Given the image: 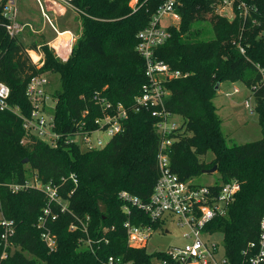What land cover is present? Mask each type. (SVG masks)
I'll return each mask as SVG.
<instances>
[{
    "label": "trees",
    "instance_id": "1",
    "mask_svg": "<svg viewBox=\"0 0 264 264\" xmlns=\"http://www.w3.org/2000/svg\"><path fill=\"white\" fill-rule=\"evenodd\" d=\"M128 1L73 0L81 36L65 61L56 56L47 42L25 47L18 36L9 38L0 5V83L9 88L10 107L28 115L25 90L30 79L56 73L60 86L50 97L58 132L68 134L81 122L85 123V130L93 129L94 120L100 116L92 100L97 94L128 109L123 131L97 150H84L77 144L50 147L40 139L26 136L14 113L0 112V217L14 223L11 246L5 249L0 226V264H103L108 256L133 264H152L161 258L158 252L148 254L144 249L127 246L123 227L126 215L119 199L122 192L142 201L149 198L158 177L156 156L160 142L150 112L135 113L132 107L146 82L143 59L135 50L136 35L147 25L161 0H140L143 5L135 13ZM255 5L261 27H251L241 37L244 55L235 44L239 22L213 14L208 0H185L179 27L172 29L168 41L155 51L157 59L172 70L188 74L164 84L170 91L165 109L182 122L170 135L171 171L181 181H190L202 170L216 166L220 183H240L225 214L206 226L211 234L223 235L224 255L233 264H240L241 251L247 243L256 241L258 223L264 214V40L259 37L264 28V0H255ZM209 28L212 38L208 37ZM38 47L42 57L33 64L27 51ZM223 82H240L252 90L260 140L226 145L213 105L215 86ZM207 153L213 156L210 164L200 160ZM32 174L42 184H61V179L71 174L77 179L76 186L66 180L59 188L67 211L61 213L53 205L57 217L46 221L56 240L53 252L46 248L37 227L47 204L45 195L34 189L12 193L8 188ZM210 188L216 190L218 184ZM130 211L132 223L152 224L137 209L131 207ZM74 217H88L87 234L79 229L69 230ZM87 239L90 249L81 247ZM3 252L5 258H1Z\"/></svg>",
    "mask_w": 264,
    "mask_h": 264
},
{
    "label": "built area",
    "instance_id": "2",
    "mask_svg": "<svg viewBox=\"0 0 264 264\" xmlns=\"http://www.w3.org/2000/svg\"><path fill=\"white\" fill-rule=\"evenodd\" d=\"M38 8L39 14L54 32V45L48 46L56 56H69L74 45V37L69 31H60L53 23L54 16L58 14L61 6L78 14V10L72 5L73 0H33ZM185 0H161V3L151 14L147 25L137 35L136 52L144 62V76L146 82L141 87V94L134 99L132 111L137 113L142 110L150 112L155 120L154 128L159 136L158 153L156 163L158 177L152 192L146 201L131 196L125 192L119 194L123 202L122 210L126 215L123 227L126 232L127 246L134 249H144L147 239L151 233L159 229L165 231L168 222L175 221L180 228H185L182 237L187 242L182 247H173L160 253L161 258L155 259L152 264H233L225 255L216 258L217 246H208L202 241V235L211 234L206 226L216 217L225 214L227 206L234 200L240 190V183L232 180L228 183H219L218 189L210 186L194 185L191 181H181L170 169L168 149L173 143L170 138L172 132L181 126V121L175 122L176 115L170 114L165 109V101L170 96V91L165 83L171 80L187 77V73L172 70L168 64L157 59L155 51L164 45L171 37V30L177 29L181 22L180 10ZM1 13L5 20L4 30L9 38H15L26 27L27 24L17 19V0H0ZM143 3L140 0H129L128 6L132 13L137 12ZM208 5L213 14L225 18L228 21L236 20L240 24L236 46L240 54H245V46L241 43V37L251 27H261L257 18V7L255 0H208ZM66 35L62 50H56L61 36ZM259 37L264 40V28H261ZM57 42V43H56ZM61 53V54H60ZM62 55V56H61ZM262 81L264 73L261 70ZM48 80L46 74L37 75L30 79L25 90V96L30 106L28 115H23L18 108L10 107L8 99L9 88L0 83V112L10 111L20 120L26 136H33L56 148L60 144H77L84 150H97L104 148L110 139L123 131V123L128 116V109L122 104H113L107 98L95 95L92 100L99 109L100 116L93 124L94 128L85 130V123H77L74 130L68 134H62L56 130L53 112L49 114L46 109V85ZM254 89V87H253ZM233 92H237L234 88ZM50 96V95H49ZM50 100L52 101L51 97ZM53 109H54V102ZM246 106L248 103L246 102ZM249 107V106H248ZM86 112L83 113L85 115ZM105 133L107 140H103L98 134ZM69 180L74 186L77 179L74 174L67 179L62 178L61 184L52 182L42 184L36 174L24 180L22 183L8 185L12 193L34 189L42 192L47 204L38 219L37 227L41 230V240L49 252L56 249L55 237L51 234L47 220L54 221L56 215L52 206L57 205L58 210L63 213L67 211L66 202L59 195V188ZM212 186V185H211ZM72 192L70 191L69 195ZM137 209L152 224L142 222L132 223L130 208ZM75 223L69 226L70 231L80 230L87 234L88 217L85 220L74 217ZM153 224H157L154 228ZM0 226L3 228L1 239L4 249L11 246L10 238L14 234V223L0 217ZM87 249L91 248L89 239L85 241ZM145 250V249H144ZM159 253V252H158ZM1 258H5L3 252ZM103 264H133L124 261L120 257L108 256ZM240 264H264V214L258 223V235L256 241L247 243L241 251Z\"/></svg>",
    "mask_w": 264,
    "mask_h": 264
},
{
    "label": "rangeland",
    "instance_id": "3",
    "mask_svg": "<svg viewBox=\"0 0 264 264\" xmlns=\"http://www.w3.org/2000/svg\"><path fill=\"white\" fill-rule=\"evenodd\" d=\"M16 10L18 21L26 22V19L29 18L30 23H28L31 26H28L32 28V30H30L29 27H26L18 34L19 41L25 47L30 46L32 43L39 44L41 42H47L48 40L50 42L54 41V32L41 18L33 0H17ZM205 19L208 20L209 16L207 15ZM59 22H62V20ZM53 23L58 30H63L64 28L70 30L74 37V44L81 36V25L80 22L76 20L65 23L67 25L63 28L61 25L62 23L58 24L57 19H53ZM36 30L41 31V33ZM208 37H213L210 28ZM27 54L33 64H38L42 57L39 47L36 48V50H28ZM46 78L48 80L45 90L47 94L46 109L47 112L51 114L53 112V103L49 95L59 89V77L56 73H49L46 74ZM219 86L220 87H218L216 91V96L213 99V105L216 109V115L220 120V131L226 139V145L231 147L233 145H241L260 140L261 132L256 114L253 112L252 90L245 87L240 82H223ZM234 88L237 92H233ZM246 102L249 107L246 106ZM174 121L179 123L181 119L175 116ZM98 136L105 141L107 140L105 133H100ZM212 158V154L207 153L204 157H201L200 160L206 164H210ZM212 167L213 166H211V168ZM190 181L192 184L199 186H211L221 182L220 175L217 171L212 174H201L200 176L192 178ZM164 229L167 230V233H165V231L160 232L159 229L151 233L144 248L146 253H162L173 247H182L187 242V240L182 237L186 229L178 227L175 221L168 222ZM202 241L208 246L212 244L216 245V258L220 259L223 257V235L221 233L216 232L202 235ZM81 247L84 248L86 246L83 244Z\"/></svg>",
    "mask_w": 264,
    "mask_h": 264
},
{
    "label": "crops",
    "instance_id": "4",
    "mask_svg": "<svg viewBox=\"0 0 264 264\" xmlns=\"http://www.w3.org/2000/svg\"><path fill=\"white\" fill-rule=\"evenodd\" d=\"M27 17H28V14H27ZM55 19H57V21H58V24H60V23H62L61 25H62V28L64 27V26H66L67 24H65V23H69L71 20H76V21H78V22H80V20H79V17H78V14L77 13H75V12H73V11H71V10H69V9H67V8H65V7H63V6H61L60 8H59V12H58V14L57 15H55L54 16V20ZM27 21L26 22H22V23H24V24H27V25H30L29 23V18H27L26 19ZM62 20V22H59V21H61ZM29 22V23H28ZM60 25V26H61ZM31 26V25H30ZM37 32H39V33H41V31H39V30H36ZM60 31H69L70 32V30H67V29H63V30H60ZM54 41H52V42H50L49 40L47 41V45L48 46H50V45H54L55 46V42L53 43ZM57 43V42H56ZM59 43V42H58ZM57 43V44H58ZM56 50H62V48L58 45V46H56ZM61 54V53H60ZM62 56V55H61ZM62 58L63 59H61V60H63V61H65L67 58H68V56L67 57H65V56H62ZM39 59V58H38ZM41 60V59H40ZM40 66V65H39ZM38 66V67H39ZM220 87V86H219Z\"/></svg>",
    "mask_w": 264,
    "mask_h": 264
},
{
    "label": "water",
    "instance_id": "5",
    "mask_svg": "<svg viewBox=\"0 0 264 264\" xmlns=\"http://www.w3.org/2000/svg\"><path fill=\"white\" fill-rule=\"evenodd\" d=\"M219 87V85L217 84L215 86V90H217ZM25 162V161H24ZM217 171V167L216 166H213L212 168L210 169H207V170H202V174H212L213 172Z\"/></svg>",
    "mask_w": 264,
    "mask_h": 264
},
{
    "label": "bare ground",
    "instance_id": "6",
    "mask_svg": "<svg viewBox=\"0 0 264 264\" xmlns=\"http://www.w3.org/2000/svg\"><path fill=\"white\" fill-rule=\"evenodd\" d=\"M64 38H66V35H63V36H61V38L59 39V46L62 48L63 47V41L64 40H66V39H64Z\"/></svg>",
    "mask_w": 264,
    "mask_h": 264
}]
</instances>
